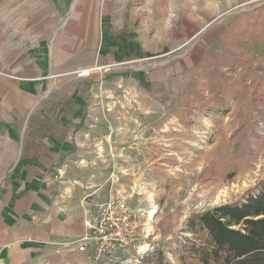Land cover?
<instances>
[{
  "label": "rangeland",
  "instance_id": "1",
  "mask_svg": "<svg viewBox=\"0 0 264 264\" xmlns=\"http://www.w3.org/2000/svg\"><path fill=\"white\" fill-rule=\"evenodd\" d=\"M130 6L148 55L76 74L92 111L78 123L92 133L81 157L101 200L125 198L141 226L113 264H180L192 213L264 184V0Z\"/></svg>",
  "mask_w": 264,
  "mask_h": 264
},
{
  "label": "crops",
  "instance_id": "2",
  "mask_svg": "<svg viewBox=\"0 0 264 264\" xmlns=\"http://www.w3.org/2000/svg\"><path fill=\"white\" fill-rule=\"evenodd\" d=\"M136 16L130 0H0V264L115 261L78 248L104 192L81 157L92 111L76 74L147 57Z\"/></svg>",
  "mask_w": 264,
  "mask_h": 264
},
{
  "label": "trees",
  "instance_id": "3",
  "mask_svg": "<svg viewBox=\"0 0 264 264\" xmlns=\"http://www.w3.org/2000/svg\"><path fill=\"white\" fill-rule=\"evenodd\" d=\"M183 230L191 238L180 264H264V184L240 203L192 213Z\"/></svg>",
  "mask_w": 264,
  "mask_h": 264
},
{
  "label": "built area",
  "instance_id": "4",
  "mask_svg": "<svg viewBox=\"0 0 264 264\" xmlns=\"http://www.w3.org/2000/svg\"><path fill=\"white\" fill-rule=\"evenodd\" d=\"M140 223L125 198L109 196L92 205V211L83 221L78 248L93 249L95 256H109L130 248L140 235ZM142 258V256H140ZM140 264L139 260H136ZM120 264H126L119 261Z\"/></svg>",
  "mask_w": 264,
  "mask_h": 264
},
{
  "label": "bare ground",
  "instance_id": "5",
  "mask_svg": "<svg viewBox=\"0 0 264 264\" xmlns=\"http://www.w3.org/2000/svg\"><path fill=\"white\" fill-rule=\"evenodd\" d=\"M155 209H156V206L155 205H152L151 210H149V212H148L149 219L152 218V215L155 213ZM140 249L143 250L144 247H141Z\"/></svg>",
  "mask_w": 264,
  "mask_h": 264
}]
</instances>
